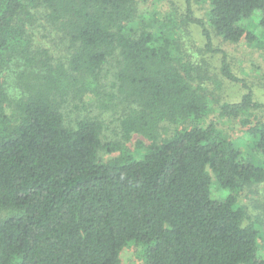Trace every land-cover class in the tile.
<instances>
[{"label":"trees","instance_id":"16d2710c","mask_svg":"<svg viewBox=\"0 0 264 264\" xmlns=\"http://www.w3.org/2000/svg\"><path fill=\"white\" fill-rule=\"evenodd\" d=\"M146 1L0 0V211L9 212L0 218V264H120L130 242L144 247L146 264H264L259 231L244 224L236 197L211 196L212 178L237 193L264 183V167L216 121L203 124L209 93L194 85L177 24L138 19ZM185 1L184 24L197 25L213 52ZM209 6L208 24L225 42L255 43L242 28L254 16L264 30V0ZM38 20L60 35L64 54L33 44ZM217 52L221 77L244 90L218 118L238 119L251 151L264 154V121L252 114L264 106ZM12 67L18 98L2 76ZM82 103L118 116V141L102 142L97 114L69 117ZM165 126L175 131L162 136ZM135 134L149 141L142 158L125 146ZM101 149L119 155L103 162Z\"/></svg>","mask_w":264,"mask_h":264},{"label":"rangeland","instance_id":"374dc122","mask_svg":"<svg viewBox=\"0 0 264 264\" xmlns=\"http://www.w3.org/2000/svg\"><path fill=\"white\" fill-rule=\"evenodd\" d=\"M138 1V0H137ZM159 1V2H158ZM148 0L145 3H137V16L145 23L169 22L177 33L176 38L179 50L188 58L191 67L194 69V85L202 86L209 93V105L211 107L203 124L214 120L218 123V131L224 137L230 139L236 146L240 147L243 157L257 165L264 167V154L251 151L250 139L245 133V127L241 126L238 119L218 118L219 107L223 103H235L244 94L240 84L224 80L219 72L221 51L226 55L231 71L251 88L254 101L264 106V30L258 25V18L253 17L250 21L242 22V28L254 34L255 43H248L244 39L237 43H228L216 36L208 24L209 0H189L192 16L202 20L207 28L212 41L213 52L205 49V39L201 29L194 24L185 23V0ZM33 34V44L46 49L50 54L58 56L64 54L65 47L50 27L41 20L29 27ZM14 68L3 73V80L6 84V91L10 97L18 98L19 91L16 80L12 75ZM95 100L92 95L85 98V101ZM82 110L75 111V108H68L69 117L74 120L78 117L89 114H97L103 123L102 142L104 144L114 143L119 132L117 117L111 109H101L95 104V108L84 105ZM256 120L264 121V107L253 111ZM192 123L187 124L190 126ZM181 128V127H180ZM161 130L162 136L175 131L174 126H165ZM149 141L139 135H133L126 147L136 158H142ZM119 152H107L105 149L99 151V159L103 162L117 157ZM236 197V205L245 211L244 224L254 226L260 234L259 252L264 256V183L253 185L237 193L221 189L214 178H212L211 196L214 199H223L228 195ZM7 211H0V218L8 215ZM120 264H146L145 249L135 242L128 243L120 252Z\"/></svg>","mask_w":264,"mask_h":264}]
</instances>
